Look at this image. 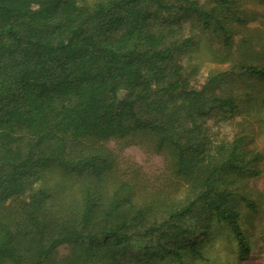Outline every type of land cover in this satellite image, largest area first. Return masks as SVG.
I'll list each match as a JSON object with an SVG mask.
<instances>
[{"label":"trees","instance_id":"16d2710c","mask_svg":"<svg viewBox=\"0 0 264 264\" xmlns=\"http://www.w3.org/2000/svg\"><path fill=\"white\" fill-rule=\"evenodd\" d=\"M218 6L0 0V264H123L134 240L178 241L184 233L189 252L201 257L200 242L183 227L199 211L227 223L245 250L236 196L226 190L235 174L251 173L238 163L241 139L224 160L202 168L191 130L209 102L231 111L233 100L183 88L175 60L191 37L182 38L180 24L159 20L190 13L227 42ZM244 69L264 79V66ZM142 137L167 152L181 181L199 186L180 207L139 200L127 181L110 184L115 159L107 143L126 146ZM240 201L256 212L253 200ZM159 209V221H147ZM63 245L72 248L66 256L57 251ZM160 250L181 259L179 248Z\"/></svg>","mask_w":264,"mask_h":264},{"label":"rangeland","instance_id":"374dc122","mask_svg":"<svg viewBox=\"0 0 264 264\" xmlns=\"http://www.w3.org/2000/svg\"><path fill=\"white\" fill-rule=\"evenodd\" d=\"M196 1L208 10L218 6L213 0ZM216 12L218 20L226 26L227 42L222 31L203 29L190 13L187 16L164 13L159 20L171 26L180 24L182 38L191 37L192 42L175 60L181 69L183 88L233 100L231 111L209 102L191 130L202 168H211L217 161L224 160L232 144L241 139L237 147L238 163L251 173L235 174L226 190L236 196L238 224L246 248L240 249L227 223L218 222L212 213L199 211L187 216L183 227L191 229L195 244L200 242L197 249L201 257L189 252V236L184 233L186 236L178 241L134 240L126 248L123 264H264V79L244 69L245 66H264V0H228L224 6H218ZM218 73L222 75L211 83V77ZM142 138L139 143L126 146L113 141L107 143L115 159L110 184L127 181L136 190L139 200H148L160 207H180L196 195L199 186L181 181L169 164L167 152L156 150L153 139ZM242 195L253 200L256 212L244 206L240 201ZM160 210H153L154 215L147 221H159L163 215ZM163 246L179 248L181 259L161 252ZM57 251L66 256L72 248L63 245ZM145 252H148L147 260Z\"/></svg>","mask_w":264,"mask_h":264}]
</instances>
